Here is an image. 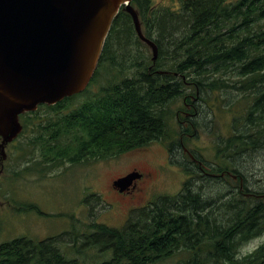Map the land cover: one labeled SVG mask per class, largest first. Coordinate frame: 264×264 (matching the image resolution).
<instances>
[{
	"label": "trees",
	"instance_id": "16d2710c",
	"mask_svg": "<svg viewBox=\"0 0 264 264\" xmlns=\"http://www.w3.org/2000/svg\"><path fill=\"white\" fill-rule=\"evenodd\" d=\"M131 4L143 33L157 46L156 60L144 54L147 46L136 35L130 15L120 9L90 81L97 83V92L88 95V87L20 115L23 129L32 131L27 144L41 145L54 167L81 158L118 156L163 136L173 118L174 100L198 91L215 100L218 110L231 112L230 131L216 143L210 171L241 178L237 158L264 146V0ZM164 37L174 42L172 50L165 48ZM120 51L122 66L117 61ZM113 69L118 72L109 79L106 74ZM82 95L87 98L77 102ZM187 161L186 156L177 161L186 176L177 193L157 195L132 209L122 227L91 225L84 243L110 253L109 259L94 264H264V241L239 253L240 246L264 231V189H249L226 174L209 178L226 187L221 213L227 216L217 224L212 218L217 199H203L200 191L209 181ZM58 236L3 241L0 264H85L67 257Z\"/></svg>",
	"mask_w": 264,
	"mask_h": 264
},
{
	"label": "rangeland",
	"instance_id": "374dc122",
	"mask_svg": "<svg viewBox=\"0 0 264 264\" xmlns=\"http://www.w3.org/2000/svg\"><path fill=\"white\" fill-rule=\"evenodd\" d=\"M152 1L155 5L171 6L177 0ZM175 37L180 36L174 33ZM163 39L165 48L172 50L174 42L168 37ZM143 50L145 55H151L148 47ZM120 53L121 51L117 53V61L122 66L124 60ZM105 70V67L100 68L101 73ZM117 72L118 69L109 70L106 75L113 79L112 76ZM101 83L105 85V81L102 80ZM88 87L92 91L88 95L98 90L95 82H90ZM86 98L87 96L82 95L76 101ZM200 98L201 125L198 136L191 139L189 144L194 149L197 147L196 150L211 161L216 152V143L230 131L231 112L218 110L215 100L208 108L205 103L207 95L203 94ZM208 127L209 133L206 130ZM28 133V130L21 133L5 148L7 157L4 160V171L0 173V243L18 236L40 240L59 235L60 246L67 257L80 259L85 264L99 263L109 259L110 253L84 243L87 232L93 230L92 224L122 227L130 207H140L160 194H175L186 180L179 167L180 163L177 162L184 156L175 154L169 160L165 147L158 141L111 158L88 159L74 165L64 163L62 166L49 168L46 175L26 174L28 171L21 174L24 167L40 160V148L27 144ZM236 164L239 175L243 177L240 179L244 180L249 189H264V146L246 151L237 158ZM133 167L140 172L149 171L151 178L157 181L155 188L142 196L127 195L128 197L122 198L115 195L110 186L111 180ZM203 186L200 189L203 199L208 196L218 201L213 205L215 214L212 218L215 217L219 224L227 216L226 213H221V205L227 200L223 190L226 187L216 180L206 181ZM98 196L99 199H96ZM33 205H36V209ZM263 241L264 231L240 246L239 253L252 251Z\"/></svg>",
	"mask_w": 264,
	"mask_h": 264
},
{
	"label": "water",
	"instance_id": "95a60500",
	"mask_svg": "<svg viewBox=\"0 0 264 264\" xmlns=\"http://www.w3.org/2000/svg\"><path fill=\"white\" fill-rule=\"evenodd\" d=\"M130 2L0 0V173L6 146L23 129L20 114L39 104L54 105L88 86L121 7L156 60L157 46L143 34ZM135 177L128 173L113 185L123 191Z\"/></svg>",
	"mask_w": 264,
	"mask_h": 264
},
{
	"label": "flooded vegetation",
	"instance_id": "af4514ba",
	"mask_svg": "<svg viewBox=\"0 0 264 264\" xmlns=\"http://www.w3.org/2000/svg\"><path fill=\"white\" fill-rule=\"evenodd\" d=\"M158 6L160 5H155L153 3V7H158ZM141 27H142V24H141ZM142 30H143V27H142ZM173 76L184 79V77L180 74H174ZM186 96H189V98L188 99L185 98ZM185 97L180 98L178 100L177 99L174 100L173 104L171 105V109L174 111L173 116H172L173 118L170 119L169 121V126H168L167 131L164 130L163 136H160L158 138L151 140L150 143L156 142V141L162 143L166 149L169 160H170V157L172 156V153L173 155L177 154V156H186L190 164H193L194 166L198 167V169L201 172L200 176H204L205 178L208 179V181H209V178L222 179L226 174L232 177L234 181H239L238 183H240V178H238L239 176L237 175L238 176L237 178L234 177V175L236 174L214 173L210 171L211 167L209 166V157L205 158V163H203L202 160H199V156H197L193 151V150H196L197 147L195 149L194 147H190L189 141H191V139H194L195 137L198 136L199 126L201 125L202 114H201V111L199 110V105H201V98L199 96L198 91H196L194 95H185ZM205 103L208 108L212 104V102H210L209 100H206ZM27 130L29 131L28 136L31 135L32 131L29 128L25 130L23 129L21 133H24ZM206 130H207V133H209V127ZM28 136H27V143L29 141ZM185 143L187 145H185ZM29 145H32V144L29 143ZM36 146L37 148H40V157H39L40 160L37 163H32L31 165L26 166L28 168L27 169L28 172H26V174L27 173H32V174L37 173V175L38 173L48 174V171H50L49 168L54 167V164L51 161L47 162L49 156L47 154L45 155V153L43 154V152L45 151L43 150V147L39 144H36ZM89 159L97 160L99 158H89ZM85 160H88V159L81 158L77 162H67L66 161L65 163L74 165V164H80L84 162ZM4 167H5V161L3 162V169H2L3 171H4ZM20 173L23 174L25 172H22L21 170ZM128 173H136L137 177H135L131 181V184L125 190L119 191V189L113 185V182L115 179L125 176ZM242 182L244 183L243 179H242ZM156 183L157 181L151 178V173L149 171L140 172L135 167H133L129 171H127L125 174L112 179L110 186L112 190L115 192V195H119L123 198L127 195L128 196H136V195L142 196L145 193H150L155 188ZM147 203H145L144 206ZM35 206L36 205H33L32 207L36 209ZM130 208L131 209H129L126 213L127 216L129 215V212L132 209H135L138 207L132 206ZM43 239L45 238H42L40 240H43Z\"/></svg>",
	"mask_w": 264,
	"mask_h": 264
},
{
	"label": "bare ground",
	"instance_id": "6f19581e",
	"mask_svg": "<svg viewBox=\"0 0 264 264\" xmlns=\"http://www.w3.org/2000/svg\"><path fill=\"white\" fill-rule=\"evenodd\" d=\"M163 74V73H162Z\"/></svg>",
	"mask_w": 264,
	"mask_h": 264
}]
</instances>
